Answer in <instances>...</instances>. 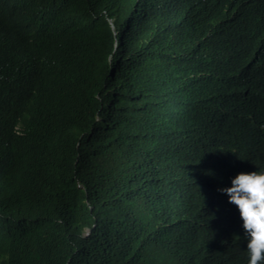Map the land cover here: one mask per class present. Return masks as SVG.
Returning <instances> with one entry per match:
<instances>
[{"label": "trees", "instance_id": "obj_1", "mask_svg": "<svg viewBox=\"0 0 264 264\" xmlns=\"http://www.w3.org/2000/svg\"><path fill=\"white\" fill-rule=\"evenodd\" d=\"M9 1L41 34L0 40V264H199L200 244L183 237L189 166L176 161L214 135L224 103H255L247 41L259 25L214 5L169 19L159 0H65L60 11L56 0ZM106 16L118 32L100 64ZM234 137L222 136L223 154ZM25 208L48 218L23 250L12 219Z\"/></svg>", "mask_w": 264, "mask_h": 264}, {"label": "clouds", "instance_id": "obj_2", "mask_svg": "<svg viewBox=\"0 0 264 264\" xmlns=\"http://www.w3.org/2000/svg\"><path fill=\"white\" fill-rule=\"evenodd\" d=\"M64 1L56 0L51 10L60 11V3ZM159 1V7L165 9L169 19L185 15L198 18V8L214 5L260 27V33L247 41L249 47L256 50L249 58L256 82L253 93L255 103L247 109L232 108L224 103L220 113L227 117L214 128V135H204L198 141L200 144L187 152L185 159L181 157L176 163L180 161L189 166L188 174L184 177L179 175L184 190L189 194L187 201H182L187 211L184 218L187 229L183 237L200 244L199 264H264V0H224V5L218 4V0H182L174 10L171 9L173 1ZM9 2L13 4L16 0ZM153 6L157 3L153 2ZM28 20L27 14H13L7 9L5 0H0L2 45L11 30L16 33L22 30L33 39L40 35L39 22ZM104 20L111 35L103 39L99 51L100 64L111 60L118 32L113 19L106 16ZM204 74L213 85H221L216 68ZM242 86H248L247 82H243ZM202 90L201 85L193 83L192 92ZM188 110L191 117L201 111L197 104ZM231 110L235 111V115L229 116ZM234 119L235 129L242 127L237 133L232 127ZM227 133L235 136L231 154H223L222 136ZM171 136V129L167 128L166 140L170 141ZM214 137L218 141L214 142ZM47 218L37 210H22L12 219L15 238L19 237L16 244L24 250V246L35 240V236L45 231L39 227L47 225L44 222ZM198 229L200 232H197ZM88 231V228L83 229L84 236ZM180 256L186 262V257Z\"/></svg>", "mask_w": 264, "mask_h": 264}, {"label": "bare ground", "instance_id": "obj_3", "mask_svg": "<svg viewBox=\"0 0 264 264\" xmlns=\"http://www.w3.org/2000/svg\"><path fill=\"white\" fill-rule=\"evenodd\" d=\"M123 33V32H122Z\"/></svg>", "mask_w": 264, "mask_h": 264}]
</instances>
